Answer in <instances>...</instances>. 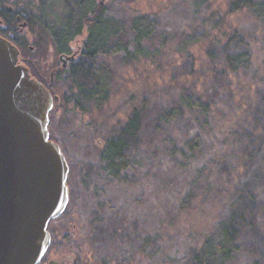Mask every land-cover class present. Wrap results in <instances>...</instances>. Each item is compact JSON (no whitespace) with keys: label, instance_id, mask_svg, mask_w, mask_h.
I'll list each match as a JSON object with an SVG mask.
<instances>
[{"label":"rangeland","instance_id":"374dc122","mask_svg":"<svg viewBox=\"0 0 264 264\" xmlns=\"http://www.w3.org/2000/svg\"><path fill=\"white\" fill-rule=\"evenodd\" d=\"M40 1L1 6L31 16ZM63 2L50 0L44 18L55 19ZM95 2L124 22L132 52L129 18L147 15L154 29L129 62L121 54L97 59L112 72L101 109L79 114L54 102L49 134L66 158L71 200L54 219L51 256L68 264H188L223 222L234 239L224 264H264V16L229 12V0ZM30 18L25 52L59 95L49 77L58 55ZM233 31L240 38L221 53L215 39L224 43ZM84 37L75 36L68 50L77 52ZM244 49L247 67L227 69L223 54ZM133 115L129 165L114 177L100 153Z\"/></svg>","mask_w":264,"mask_h":264},{"label":"water","instance_id":"95a60500","mask_svg":"<svg viewBox=\"0 0 264 264\" xmlns=\"http://www.w3.org/2000/svg\"><path fill=\"white\" fill-rule=\"evenodd\" d=\"M21 60L0 36V264H38L69 196L68 164L48 128L58 97Z\"/></svg>","mask_w":264,"mask_h":264},{"label":"trees","instance_id":"16d2710c","mask_svg":"<svg viewBox=\"0 0 264 264\" xmlns=\"http://www.w3.org/2000/svg\"><path fill=\"white\" fill-rule=\"evenodd\" d=\"M49 1L41 0L40 8L36 14L31 16L45 32L56 55L67 52L68 42L75 36L85 33L82 46H80V57L73 61L68 68L58 72L51 84L60 95L49 90L59 99L54 108L58 107L64 111L66 106L71 104V108L79 114L101 109L108 100L112 72L106 61L99 62L97 59L99 57L107 59L118 54H121L122 59L127 62L134 59L136 52H140L142 42L152 34L154 21L144 14H135L129 18V29L132 35L130 43L134 45L132 52L129 49V42H124L122 39L124 22L107 15V8L100 5V2L96 3L95 0H64V8L58 16L55 19L46 20L44 16L48 13ZM194 1L197 4L204 0ZM5 2L6 0H0V17L6 21L7 27L10 26L9 30L13 33L11 29L12 16L5 13L1 6ZM228 6L229 12L246 10L255 19L264 16L263 0H229ZM31 16L23 15L27 26L32 25ZM237 38L240 36L238 37V33L233 31L224 43L216 38L215 45L219 44L222 53ZM13 41L20 51L21 49L26 51L25 43L20 45L15 39ZM223 56L226 68L232 72L247 67L249 63V54L245 49L237 53L225 52ZM195 103L198 104L199 102ZM50 113L53 115L52 111ZM136 129L137 121L133 115L118 133L107 138L101 150L100 159L104 162V169L114 177H117L120 170L129 165L125 154L126 140L135 136ZM149 239L144 240L145 244L148 243ZM233 242L231 231L223 222H220L214 234L207 237L199 248L193 250L188 264H224L232 258Z\"/></svg>","mask_w":264,"mask_h":264},{"label":"flooded vegetation","instance_id":"af4514ba","mask_svg":"<svg viewBox=\"0 0 264 264\" xmlns=\"http://www.w3.org/2000/svg\"><path fill=\"white\" fill-rule=\"evenodd\" d=\"M3 10L5 11V13L12 16L11 18L13 20V23L11 25V29L13 30V33H11L12 31L9 30L10 26L7 27L6 21L0 17V36L5 37L6 39L10 40L14 44L15 42L13 41V39H15L20 45L21 43H25L26 41L22 37L28 26H27L26 20L23 19L24 14H22L20 10L15 9L12 6L10 7L6 6L3 8ZM79 51H80V48L77 50V52L72 53L71 50H68L67 52L59 54L58 55V58L60 61L59 65L54 66L53 68L49 70L50 79L52 80L54 75H56L58 72L62 71L63 69L68 68L69 65L78 58V55L80 54ZM20 55L22 58L21 62L29 69L30 74L36 79H38L39 81H41L42 83L46 84L47 77L45 76L44 73L40 72L39 69L37 68L36 60H33L32 58H30L28 54H26V52L23 51L22 49L20 51ZM49 87L50 86H48V89ZM68 178H70L69 175H68ZM70 200H71V193L69 191V201L68 202H70ZM53 222L54 220H52L47 227V230L50 234L49 246L46 249L44 255L42 256L38 264H43L45 262H47V264H68V262L71 260L68 258L64 262L62 259H59L55 256H51L52 248H54L55 246V236L53 235L55 234V227H54Z\"/></svg>","mask_w":264,"mask_h":264}]
</instances>
